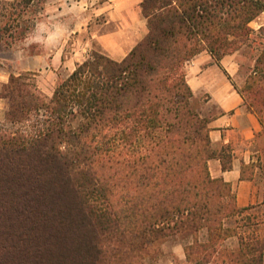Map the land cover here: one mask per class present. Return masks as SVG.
Returning <instances> with one entry per match:
<instances>
[{
  "label": "trees",
  "instance_id": "1",
  "mask_svg": "<svg viewBox=\"0 0 264 264\" xmlns=\"http://www.w3.org/2000/svg\"><path fill=\"white\" fill-rule=\"evenodd\" d=\"M141 7L148 34L124 61L94 51L51 99L31 75L11 76L0 130V264H147L152 248L180 235L193 239L188 264H264L256 238L225 246L236 234L226 222L242 210L229 184L211 177V118L185 72L204 51L216 63L248 51L254 65L236 89L264 127V26L251 27L264 0ZM256 167L264 171V161L242 178Z\"/></svg>",
  "mask_w": 264,
  "mask_h": 264
},
{
  "label": "crops",
  "instance_id": "2",
  "mask_svg": "<svg viewBox=\"0 0 264 264\" xmlns=\"http://www.w3.org/2000/svg\"><path fill=\"white\" fill-rule=\"evenodd\" d=\"M44 1L40 18L23 45L0 53V130L11 107L4 89L12 75H31L38 92L51 99L59 83L94 51L122 62L148 34L141 7L144 0ZM263 26L264 13L251 23L256 30ZM253 65L248 51L226 56L220 63L204 51L185 68L194 97H205L206 104L217 110L209 123L211 146L216 152L208 163L211 177L229 184L235 205L242 210L238 213L241 232L225 242L227 246L230 241V250L239 249L241 235L264 242V183L258 181V167L253 179L242 178L244 168L251 176L249 167L259 159L264 161V127L236 89V84L245 83ZM200 238L206 240L205 231ZM192 243L190 236L186 243H178L174 258L166 264H188L186 247Z\"/></svg>",
  "mask_w": 264,
  "mask_h": 264
},
{
  "label": "rangeland",
  "instance_id": "3",
  "mask_svg": "<svg viewBox=\"0 0 264 264\" xmlns=\"http://www.w3.org/2000/svg\"><path fill=\"white\" fill-rule=\"evenodd\" d=\"M14 0H0V32L2 40L0 41V53H5L9 48L14 45H23L24 39L32 31L36 21L40 18L42 8H44V0H35L33 4L25 7L18 3H13ZM186 68V66H185ZM186 72V70H185ZM244 77V73L241 75ZM196 106L200 113L210 118L213 114L217 113L212 105H208L205 97L195 98ZM110 174L107 173L104 179L108 181ZM258 181L262 185L264 183V171H259ZM238 213L226 222V228L232 232H241L239 229L242 226L241 219ZM188 236H176L170 238L156 247L152 248L150 256L146 257L147 264H166L174 258V247L178 243H186ZM226 246V245H225ZM230 249V241L226 246Z\"/></svg>",
  "mask_w": 264,
  "mask_h": 264
}]
</instances>
